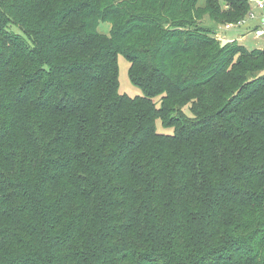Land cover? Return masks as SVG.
Returning <instances> with one entry per match:
<instances>
[{"label": "trees", "instance_id": "16d2710c", "mask_svg": "<svg viewBox=\"0 0 264 264\" xmlns=\"http://www.w3.org/2000/svg\"><path fill=\"white\" fill-rule=\"evenodd\" d=\"M199 2L0 0V264H264V49Z\"/></svg>", "mask_w": 264, "mask_h": 264}, {"label": "rangeland", "instance_id": "374dc122", "mask_svg": "<svg viewBox=\"0 0 264 264\" xmlns=\"http://www.w3.org/2000/svg\"><path fill=\"white\" fill-rule=\"evenodd\" d=\"M264 2V0H261ZM206 0H200L199 6H204ZM251 11L254 14L255 18L249 19L247 18V22L242 26H237L227 30L225 27H219L217 29V38L222 42L227 40L229 42L237 41L240 45L245 46L249 50L254 49H264V38L257 37L256 30H258L259 26H261L262 22H264V10H259L256 7V3L251 4ZM245 20V21H246ZM205 25L212 24L209 20L204 21ZM16 31L20 30L18 28H14ZM111 29V25L109 23L101 22L99 25V32L103 34H109ZM129 68L130 63L123 57H119V81H120V93L126 94L132 98L142 96L143 92L140 88L136 87L132 84L129 77ZM157 129L160 133L163 134H173V129H165L161 122H157Z\"/></svg>", "mask_w": 264, "mask_h": 264}, {"label": "built area", "instance_id": "2783aa9c", "mask_svg": "<svg viewBox=\"0 0 264 264\" xmlns=\"http://www.w3.org/2000/svg\"><path fill=\"white\" fill-rule=\"evenodd\" d=\"M250 3L253 5L254 3H256V7L259 9V10H264V2L261 1V0H250ZM249 19H253L255 18L254 14L252 13V11L250 12L249 16H248ZM246 20V19H245ZM243 20L242 22H240L239 24L237 25H226V29L229 30L231 28H234V27H237V26H242L243 24H245L247 22V20L245 21ZM256 35L257 37H262L264 38V22H262L261 26H259L258 30H256Z\"/></svg>", "mask_w": 264, "mask_h": 264}, {"label": "water", "instance_id": "95a60500", "mask_svg": "<svg viewBox=\"0 0 264 264\" xmlns=\"http://www.w3.org/2000/svg\"><path fill=\"white\" fill-rule=\"evenodd\" d=\"M229 43V41H227V40H224V41H222V47H225L227 44Z\"/></svg>", "mask_w": 264, "mask_h": 264}]
</instances>
